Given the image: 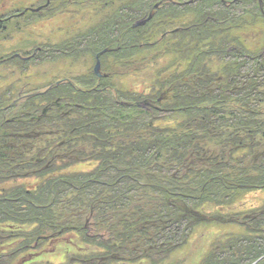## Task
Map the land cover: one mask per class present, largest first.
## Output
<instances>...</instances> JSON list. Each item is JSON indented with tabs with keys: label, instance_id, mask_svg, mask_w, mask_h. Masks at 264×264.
Returning a JSON list of instances; mask_svg holds the SVG:
<instances>
[{
	"label": "trees",
	"instance_id": "1",
	"mask_svg": "<svg viewBox=\"0 0 264 264\" xmlns=\"http://www.w3.org/2000/svg\"><path fill=\"white\" fill-rule=\"evenodd\" d=\"M173 1L158 2L167 25L182 26L167 36L153 4L152 21L133 28L147 10L142 0H117L127 9L106 10L115 22L80 35L88 41L81 54L47 44L17 58L29 65L90 53V61L101 56L106 77L99 80L92 65L68 82L17 93L12 85L0 96V264L26 262V252L34 258L65 235L86 248L74 262L165 264L192 248L196 228L228 223L243 232L218 231L194 264H264V197L246 203L249 193H264V0L262 9L258 0ZM235 8L248 25H263L260 48L235 35L241 15L226 13ZM187 10L195 24L170 23ZM5 22L0 17V31ZM161 37L166 54L182 61L175 72L122 85L130 72L153 76V63L134 54ZM208 57L211 73L202 70ZM126 128L131 137L122 136ZM38 134L64 147L35 152ZM86 159L91 171L68 172Z\"/></svg>",
	"mask_w": 264,
	"mask_h": 264
},
{
	"label": "rangeland",
	"instance_id": "2",
	"mask_svg": "<svg viewBox=\"0 0 264 264\" xmlns=\"http://www.w3.org/2000/svg\"><path fill=\"white\" fill-rule=\"evenodd\" d=\"M45 0H0V17L9 18L6 20V28L1 30L0 32V96L5 95L8 91V88L12 85H14L16 88H13L14 91L17 93L19 92L17 89H24L25 90H34V88L39 86L40 84H44L45 82L55 81L58 80H66L69 77H75L76 71H79L78 74H84L87 71L90 70L91 66L96 65V61L93 59L90 61L88 57V54L90 53H83L81 54L79 50H77L78 47L85 48L88 44V41L86 42L84 40V37H79L80 35H98V33L102 32V29L104 28V22H108L110 18L112 22L114 21L113 15L109 14L108 11H103L101 14L99 12V16L94 13H86V14H75V15H54L55 10H46L42 9V11H25L27 8H38L41 5V2H44ZM158 1L154 0H142L143 6L147 9L146 12L142 13L141 18L146 19L150 15L153 19V16L156 15L157 12H159V9L162 8V4L158 5ZM172 3L174 2L171 0ZM195 0H184L183 3H192ZM175 3H179L178 1ZM123 4V3H121ZM153 4V5H152ZM120 5V4H119ZM156 6L152 10V6ZM126 10L127 8L124 7V5L118 6L119 9ZM137 9L133 8L131 9V16H134L136 14ZM241 10V9H240ZM191 11L187 10L185 13L179 15L177 18L176 16H171L170 23H181L183 24L184 20L185 22H188L189 24H195V18H194V12L189 13ZM245 10H241L239 12V8H235L234 10H229L226 13H231L232 16H240L241 18L233 20V24L243 25L241 28V32H237V36L241 37L243 44H247V46L252 48H260L258 45V32L260 28H263V25H248L246 21V17L244 16ZM146 16V17H144ZM196 17V15H195ZM108 19V20H106ZM151 19V20H152ZM141 20V19H140ZM157 22L164 23L166 27L159 29L162 32L163 37L167 36L166 32L173 33L175 29L181 28V25L171 26L170 28L166 21L168 20L167 17L163 16L160 12L157 16ZM138 21V20H137ZM101 22H103L101 24ZM136 22V21H135ZM167 27L169 29L167 30ZM263 30V29H262ZM261 30V31H262ZM158 31V30H157ZM187 33L190 32V29L186 31ZM185 32V33H186ZM73 40V41H72ZM70 41L72 43L70 44ZM162 41V42H161ZM156 43H159L154 48L150 49H143V54L136 53L134 54L135 57L143 59L145 58L148 63H153V67L151 69V73L153 76L149 78V72L140 70V73L137 72H130L129 78L125 77L123 80H126L122 82L121 84L124 86H128L127 88H130V84H140V82H145L149 79H155V77L158 79V81L161 80L164 81L162 77H165L164 73H166L168 70L175 72L176 68L182 63V61H177L174 58V52H171V57L168 56L167 48L163 45V40L159 39L156 41ZM47 44L51 45H58V48H64V47H70L74 50H77V53H74L73 51H70V56L66 58H58L54 61L51 60H44V62L40 63H33V64H27L24 59H20L17 61V58L22 56V54H26L25 52H31L33 48L36 46H39L41 48H47ZM237 48H240L237 46ZM263 48H260V50ZM68 51V50H67ZM239 52V50H237ZM78 55V56H77ZM248 56H251L250 52H248ZM77 57V58H76ZM169 57V59H168ZM9 59L6 62H1V59ZM209 58V57H208ZM34 59V58H33ZM31 59V60H33ZM40 61V60H38ZM142 62V61H141ZM210 58L203 64L202 70H206L209 73H211V66H209ZM18 63V64H16ZM29 66V69L27 71L23 70V68ZM157 71V72H156ZM100 72L104 73V70H101ZM88 74V73H87ZM89 73L88 76L85 77V80L90 76ZM69 76V77H67ZM161 78V79H160ZM80 79V78H79ZM119 80L120 78H116ZM155 85V84H154ZM6 86V88H4ZM149 85V89H152V92H155L156 88H159V86H156L155 88ZM165 87V86H164ZM180 87V86H179ZM179 87L177 91L179 90ZM127 88L124 87L126 90ZM12 91V92H14ZM22 91V92H23ZM15 93V95H16ZM12 94V93H11ZM133 95V94H132ZM157 95V94H156ZM156 95H152L156 97ZM6 97H9V95H5ZM162 96V95H161ZM167 97L162 96V100L166 99ZM161 100V101H162ZM172 101V100H171ZM167 101V102H171ZM166 102V103H167ZM177 118H180V115H177ZM125 133H122L123 137H131L130 131L126 128L124 129ZM45 136V135H44ZM49 137V136H48ZM48 137L45 136V139L40 137L38 134V144L37 150L35 152H38V150L43 151L51 147V145L55 149H59L64 147L63 143L64 141H51L48 142ZM47 138V139H46ZM211 147H218L216 144L211 145ZM228 151H226L227 153ZM218 153H221V149L218 151ZM231 159L228 158V161ZM91 160L86 159L81 164H74L68 172L74 171V172H82V171H88L93 168L95 163L92 164V162H88ZM33 182V180L27 179V182ZM258 195L254 196V194L249 193L248 197L246 198V203L249 204L250 202L254 203H260V198L264 197V193L262 191H259L257 193ZM67 220V219H62ZM61 220V221H62ZM212 221V220H211ZM210 221V222H211ZM218 231H222L225 233L228 232H235V233H242L243 230H239L237 225L234 223H228L225 225H217V226H209V225H203L198 228H196L194 236L191 240V246L192 248L187 249L188 251L185 253V255L181 258H178V261H167L165 264H194L197 260L202 259L201 257H197L200 250L203 248L209 247L210 243L212 242L214 237L216 236V233ZM66 237H63V239H60L58 241H52V243L47 244L43 247L42 250H44L39 255L32 258L28 254V252L25 253L26 262L21 261L17 264H42L44 262H48L51 264H64V263H71V264H82V260L78 261H71V257H76L75 252L81 251L84 252L86 248H84V244L80 241V243L83 245L82 247H77V243L74 244L70 243V237L75 238V236L72 235H65ZM67 240V241H66ZM69 244V245H68ZM61 248V250H60ZM88 248V245H87ZM76 250V251H75ZM71 253V254H68ZM259 261H257L258 263ZM256 263V262H254ZM256 263V264H257ZM151 264V263H150ZM253 264V263H252Z\"/></svg>",
	"mask_w": 264,
	"mask_h": 264
},
{
	"label": "flooded vegetation",
	"instance_id": "3",
	"mask_svg": "<svg viewBox=\"0 0 264 264\" xmlns=\"http://www.w3.org/2000/svg\"><path fill=\"white\" fill-rule=\"evenodd\" d=\"M112 5H103L100 0H45L41 5L48 4L47 10H55L54 15H75L94 13L99 16V12L106 11L110 8H118V4L115 2ZM226 3H230L229 0H223ZM42 7V6H40ZM176 30V29H175ZM75 53V51H74ZM78 54V53H77ZM78 56V55H77ZM77 58V57H76ZM79 71H76L75 76L78 77Z\"/></svg>",
	"mask_w": 264,
	"mask_h": 264
},
{
	"label": "water",
	"instance_id": "4",
	"mask_svg": "<svg viewBox=\"0 0 264 264\" xmlns=\"http://www.w3.org/2000/svg\"><path fill=\"white\" fill-rule=\"evenodd\" d=\"M36 11H39V10H36ZM152 17L149 16V18L147 20H141V22H138L136 26H142L144 25L148 20H151ZM100 66H101V63H100V60L98 59L97 61V65L95 67V73L98 74L99 71H100ZM100 75V74H99ZM257 263V262H256ZM256 263H253V264H256Z\"/></svg>",
	"mask_w": 264,
	"mask_h": 264
}]
</instances>
